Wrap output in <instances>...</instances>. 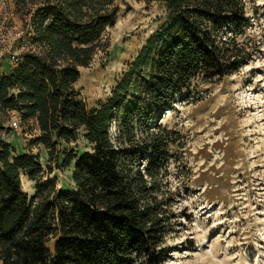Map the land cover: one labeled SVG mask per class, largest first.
<instances>
[{
  "label": "trees",
  "instance_id": "trees-1",
  "mask_svg": "<svg viewBox=\"0 0 264 264\" xmlns=\"http://www.w3.org/2000/svg\"><path fill=\"white\" fill-rule=\"evenodd\" d=\"M159 27L98 107L75 84L106 46L104 33L125 0H15L30 22L10 73L0 71V111L37 122L34 142L50 162L74 163L72 190H57L37 154L13 155L0 122L2 264H163L173 225L162 174L177 131L163 123L179 101L203 98L250 55L239 33L251 24L247 0H158ZM206 89V88H205ZM208 90V89H207ZM116 121V131L112 123ZM83 136L91 149L59 148ZM52 172V165L48 167ZM22 172L35 181L23 190ZM54 240V247L48 244Z\"/></svg>",
  "mask_w": 264,
  "mask_h": 264
},
{
  "label": "rangeland",
  "instance_id": "rangeland-1",
  "mask_svg": "<svg viewBox=\"0 0 264 264\" xmlns=\"http://www.w3.org/2000/svg\"><path fill=\"white\" fill-rule=\"evenodd\" d=\"M247 1L251 24L239 38L251 53L239 71L219 83L201 84L203 98L179 101L163 119L178 133L161 177L175 214L163 264H264V0ZM164 14L161 1L125 0L116 24L104 33L106 46L80 67L75 86L89 109L112 95ZM30 19L17 11L15 0H0L1 72L10 73L27 49L21 37ZM14 120L18 128L11 126ZM0 122L13 155L37 154L44 179L51 178L57 190L74 189V163L60 166L62 152L50 162L46 146L34 142L40 134L35 120L0 111ZM71 147L80 153L91 149L83 136L59 146ZM21 176L23 190L33 196L35 181L26 172ZM48 245L53 248L54 240Z\"/></svg>",
  "mask_w": 264,
  "mask_h": 264
},
{
  "label": "built area",
  "instance_id": "built-area-1",
  "mask_svg": "<svg viewBox=\"0 0 264 264\" xmlns=\"http://www.w3.org/2000/svg\"><path fill=\"white\" fill-rule=\"evenodd\" d=\"M11 126L14 127V128H18V127H19V122H18V120H14V121L12 122Z\"/></svg>",
  "mask_w": 264,
  "mask_h": 264
}]
</instances>
